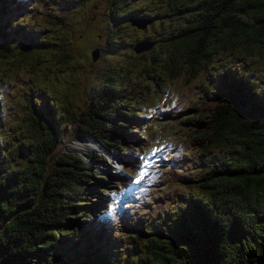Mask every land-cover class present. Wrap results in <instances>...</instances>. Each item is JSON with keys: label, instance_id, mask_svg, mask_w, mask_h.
Returning <instances> with one entry per match:
<instances>
[{"label": "rangeland", "instance_id": "374dc122", "mask_svg": "<svg viewBox=\"0 0 264 264\" xmlns=\"http://www.w3.org/2000/svg\"><path fill=\"white\" fill-rule=\"evenodd\" d=\"M23 1L21 10L2 13L4 22L9 19L10 24L4 28L5 38L0 35V153L5 173L12 177L14 173L33 170L34 152L46 141L48 132L57 129L59 140L48 159L49 165L65 152L82 155L86 165L91 164L100 175L121 172L123 165L118 155L104 153L101 146L76 149V144L93 138L78 132L75 117L88 107L96 93L106 88L105 78L113 69L111 83L124 93L122 100L136 106L148 123L142 133L149 138V146L139 152L140 163L127 177L128 187L135 185L134 190L111 182L101 194L112 199L109 210L101 216V229L96 226L89 231H105L106 236L98 244L114 258L128 256L129 263L142 264L145 244L137 242L136 237L142 220L146 221L144 231L151 222L154 229L178 232L176 212L191 194L198 192L180 187L174 173H181L185 179L197 178L219 158H230L237 149L229 139L227 148H213L205 154L195 150L184 130V126L195 121L189 108L221 85L223 73L238 76L244 71L247 82L264 96V36L257 38L250 29L262 16L250 11L242 17L240 25L245 27V33L241 30L223 43L212 53L211 61L187 82L189 64L183 47L174 57L179 70L168 80L163 74L151 77L157 70H145L146 65L155 67L164 60L162 52L140 60L132 49L140 37L151 39L155 29L138 31L129 24L127 14L146 9L173 14L178 8H169L172 3L167 0ZM186 8L184 5L180 14L176 11L180 28L189 25L193 18ZM95 48L100 54L92 61ZM164 52L167 55L166 49ZM175 116L181 118L175 121ZM133 147L134 144L128 150L132 154L136 152ZM86 154L100 156L104 162L98 165L87 161ZM80 259L62 256L53 264H78Z\"/></svg>", "mask_w": 264, "mask_h": 264}, {"label": "trees", "instance_id": "16d2710c", "mask_svg": "<svg viewBox=\"0 0 264 264\" xmlns=\"http://www.w3.org/2000/svg\"><path fill=\"white\" fill-rule=\"evenodd\" d=\"M167 1L175 8L186 5L193 15L189 25L170 39V45L178 43L187 51V82L223 43L241 30L245 33L240 23L250 11L262 16L251 31L257 38L264 36V0ZM22 2L0 0V15L12 8L21 10ZM2 18L0 35L5 38L9 22L2 23ZM220 78L218 89L189 108L195 121L184 130L201 154L227 148L229 139L237 149L197 178L175 173L179 186L198 192L180 205L175 215L178 232L154 229L151 222L144 231L142 220L136 232L137 242L145 244L147 259L142 264H264V96L247 82L244 71L238 76L223 73ZM122 97L124 93L113 85L102 88L75 117L78 132L118 155L120 173L100 175L83 157L65 152L49 165L58 129L49 131L34 152L33 170L7 176L0 153V264H53L62 256L79 257L78 264H138L129 263L128 256L114 258L101 248L98 242L105 231H89L100 228L101 216L110 208L112 199L102 192L111 182L127 187L128 175L140 163L139 152L149 146L142 133L148 128L145 117ZM132 144L136 155L128 151ZM86 158L98 165L104 162L100 156L86 154Z\"/></svg>", "mask_w": 264, "mask_h": 264}, {"label": "flooded vegetation", "instance_id": "af4514ba", "mask_svg": "<svg viewBox=\"0 0 264 264\" xmlns=\"http://www.w3.org/2000/svg\"><path fill=\"white\" fill-rule=\"evenodd\" d=\"M168 3H171V2L168 1ZM169 8L175 9V6H173L172 4V6L171 5L169 6ZM175 10L179 12V14L180 12H183L181 11V7ZM176 11L173 14H163L161 13L160 10L151 11V9H146L143 11L127 14V20L130 16H133V15L152 18V23L146 29L140 30L135 27L134 28L141 32H147L152 29H155V33H152L153 36L151 37V39H149V37L148 39H144L146 37H140L139 40L136 41V43L140 41L154 42V46L152 47V49L139 54L138 56H136L137 59L144 60L148 58L149 56H151L152 54L156 55L161 52L164 54L162 56V59L164 60L161 63H157L155 67L148 66V65H146L145 67L146 73L149 72L150 70L158 71L157 74L155 72L151 73L152 74L151 77L153 78H155V76H159L160 74H163V78L168 80L171 74L175 76L179 70V65L175 62L174 57L179 54L180 46L178 45V43H174V42H172V45H170L171 37L177 34L181 29L179 26L180 16L178 15ZM107 17L110 18L111 13L108 12ZM164 49L167 50V55L164 52ZM112 71L110 75L112 74ZM110 75L107 76V78H105L104 85H106V88H110L113 85L111 83Z\"/></svg>", "mask_w": 264, "mask_h": 264}, {"label": "water", "instance_id": "95a60500", "mask_svg": "<svg viewBox=\"0 0 264 264\" xmlns=\"http://www.w3.org/2000/svg\"><path fill=\"white\" fill-rule=\"evenodd\" d=\"M151 22H152L151 18H143L140 16H134L129 19V23L138 29H145ZM153 45L154 42L152 41H141L133 46V51L139 54L150 50L153 47ZM99 54H100L99 49L95 48L91 53L92 60L93 61L97 60L99 58ZM101 147L103 148V146Z\"/></svg>", "mask_w": 264, "mask_h": 264}, {"label": "bare ground", "instance_id": "6f19581e", "mask_svg": "<svg viewBox=\"0 0 264 264\" xmlns=\"http://www.w3.org/2000/svg\"><path fill=\"white\" fill-rule=\"evenodd\" d=\"M87 139V140H86ZM85 140L87 141V143H78L76 144V149L79 151H85V150H89L92 149L93 146L95 147L96 144L99 145L98 143H96V141H94L93 139L90 138H86ZM100 146V145H99ZM101 148V147H100ZM78 152V151H77ZM104 153H106V151L103 150ZM100 154H102L103 156H105L102 152H98ZM83 154V153H82ZM82 156V155H81ZM85 156V155H84Z\"/></svg>", "mask_w": 264, "mask_h": 264}, {"label": "snow or ice", "instance_id": "6c2138e0", "mask_svg": "<svg viewBox=\"0 0 264 264\" xmlns=\"http://www.w3.org/2000/svg\"><path fill=\"white\" fill-rule=\"evenodd\" d=\"M144 173L143 172H141V176L143 175Z\"/></svg>", "mask_w": 264, "mask_h": 264}]
</instances>
